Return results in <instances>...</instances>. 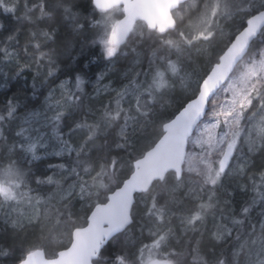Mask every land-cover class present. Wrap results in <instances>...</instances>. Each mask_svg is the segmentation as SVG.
<instances>
[{
	"label": "snow or ice",
	"instance_id": "6c2138e0",
	"mask_svg": "<svg viewBox=\"0 0 264 264\" xmlns=\"http://www.w3.org/2000/svg\"><path fill=\"white\" fill-rule=\"evenodd\" d=\"M93 4L120 14L103 35L107 22L83 11ZM16 10L19 26L0 40V77L5 67L12 78L35 71L31 99L22 89L0 103V177L12 184L0 186V222L13 240L0 257L39 228L16 264H105V246L121 238L135 251L112 264L129 255L133 264H264V0L4 7ZM77 38V55L102 45L91 92L82 70L57 75ZM237 192L248 194L238 208ZM76 199L87 226L73 219ZM61 227L67 245L52 235ZM136 228L150 243L137 246ZM45 241L58 245L50 258Z\"/></svg>",
	"mask_w": 264,
	"mask_h": 264
},
{
	"label": "trees",
	"instance_id": "16d2710c",
	"mask_svg": "<svg viewBox=\"0 0 264 264\" xmlns=\"http://www.w3.org/2000/svg\"><path fill=\"white\" fill-rule=\"evenodd\" d=\"M16 3V0H6L4 3V6H0V21H2L5 25L4 29L0 30V40H3L6 38V36L15 30L16 27L19 26V21L16 19L17 16L22 15V12L20 10H16L12 13H8L4 11V7H13V5ZM83 11L85 15H92L95 17V13L92 10L91 7H88L87 5L83 6ZM26 27V26H25ZM140 29L137 28V31ZM63 29L61 32L63 33ZM61 38H63L61 36ZM89 38H98V37H89ZM80 43L81 41L79 38H77L75 47L72 49V52L69 56H61L58 58V64L60 67V72L57 73L58 77L60 79H65L66 73H72L75 74L76 71L82 70L85 74L86 81L90 80L91 82L95 80V74L102 70L104 68V61L101 58L102 57V49L101 46L97 43L95 45H89V47L81 54L77 55V53H80ZM73 56H75V60H73ZM127 65V61L121 60V62L117 65L118 71L110 73V76L112 78V81L114 82V85H118L119 81L122 77V72L119 71V69H122ZM35 70H26L23 74L16 76L15 78H12V70L5 67L3 68V72H6L9 74V77L5 81L3 77H0V103H4L7 99V97H10L14 94H20L21 90H24V93L28 95V98L31 99L30 93L31 89L29 87L31 83V74ZM43 78H41L42 83ZM91 82L87 84V91H92V85ZM107 82V81H105ZM39 86V85H38ZM41 91L46 92V86L41 89ZM23 98V97H22ZM124 159H128L127 153H120ZM55 163V160L52 161ZM45 161L44 163L40 164L41 170H44L45 168ZM126 172V169L124 170ZM32 187L35 188V185H32ZM42 190L46 191V187ZM246 193L237 192L236 196L234 197V207H239L240 204L243 202V200L247 199ZM83 202L79 199H76L73 201L72 206V212H73V219L77 220L78 223L85 225V221L83 219L85 213L81 211ZM140 208H143V205H140ZM6 226L0 222V243H4L6 246H13V240L8 232L5 231ZM40 231L39 228L36 229H29L28 233L25 235L22 234L21 238L15 242V246L13 247V250L10 255L6 257H0V264H16L19 257L21 256V253L23 251L22 247H26L28 243L32 242L37 236H39ZM47 234V233H46ZM53 236L56 237L57 240H65L63 243L65 245L68 244V236L66 235V229L64 227H61L59 230L54 231L52 233ZM132 238L137 241V246L140 245V242L142 243H150V240L148 239V231L147 228L144 229L143 235H141V232L139 228L134 229ZM123 242V238L121 240H118L116 242L110 241L106 246L104 250V255H106L109 258V264L112 259H114L115 254L122 251L121 243ZM46 252L48 256H50L51 252L54 251L58 245L51 243L49 241L44 242ZM125 251H135L134 248L131 246L125 247Z\"/></svg>",
	"mask_w": 264,
	"mask_h": 264
},
{
	"label": "clouds",
	"instance_id": "9594fccd",
	"mask_svg": "<svg viewBox=\"0 0 264 264\" xmlns=\"http://www.w3.org/2000/svg\"><path fill=\"white\" fill-rule=\"evenodd\" d=\"M92 10L95 13V19L96 20H103V21L107 22L106 24H103V25H101L99 27V34L100 35H103L105 33V29L106 28L108 29V31H110L111 23L114 22L116 19H118L119 15H120L119 12L117 11V9H115V8H109V9H106V10H100V9L95 8L94 4L92 6ZM100 46H101V49H102V45H100ZM123 46L124 45H122L121 47H123ZM101 54H102V52H101ZM179 91H180V86H179V84H176L175 85V92H179ZM161 102L165 103V104L170 103L171 102V97L164 96V97H162ZM6 166L7 165L5 164V167ZM0 186H2L4 188L12 187L11 180L8 177L0 178ZM0 199H3V197L0 196ZM121 252L130 253V251H125L124 248H122ZM121 252H119V253H121ZM116 255L117 254H115V257H116ZM112 260L110 261V264H112ZM105 264H109V258L108 257L105 260ZM126 264H133L132 258H131L130 255H129V260L126 262Z\"/></svg>",
	"mask_w": 264,
	"mask_h": 264
},
{
	"label": "rangeland",
	"instance_id": "374dc122",
	"mask_svg": "<svg viewBox=\"0 0 264 264\" xmlns=\"http://www.w3.org/2000/svg\"><path fill=\"white\" fill-rule=\"evenodd\" d=\"M5 2H6V0H5ZM92 84H93V85H92ZM94 84H95V81L93 80V81L91 82V85H92L91 88H93ZM0 178H3V177H0ZM63 241H65V240H63Z\"/></svg>",
	"mask_w": 264,
	"mask_h": 264
},
{
	"label": "water",
	"instance_id": "95a60500",
	"mask_svg": "<svg viewBox=\"0 0 264 264\" xmlns=\"http://www.w3.org/2000/svg\"><path fill=\"white\" fill-rule=\"evenodd\" d=\"M84 226H87V225H84ZM46 258H49V257H46Z\"/></svg>",
	"mask_w": 264,
	"mask_h": 264
},
{
	"label": "bare ground",
	"instance_id": "6f19581e",
	"mask_svg": "<svg viewBox=\"0 0 264 264\" xmlns=\"http://www.w3.org/2000/svg\"><path fill=\"white\" fill-rule=\"evenodd\" d=\"M47 257H49V258H50V256H48V255H47Z\"/></svg>",
	"mask_w": 264,
	"mask_h": 264
}]
</instances>
